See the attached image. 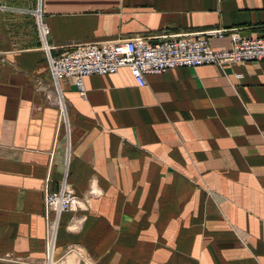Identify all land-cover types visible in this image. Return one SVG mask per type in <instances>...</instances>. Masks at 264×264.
<instances>
[{
  "label": "crops",
  "instance_id": "crops-1",
  "mask_svg": "<svg viewBox=\"0 0 264 264\" xmlns=\"http://www.w3.org/2000/svg\"><path fill=\"white\" fill-rule=\"evenodd\" d=\"M73 44L264 35V0H0V262L264 264V60L126 67L56 87ZM75 204L51 230L43 187Z\"/></svg>",
  "mask_w": 264,
  "mask_h": 264
},
{
  "label": "built area",
  "instance_id": "built-area-1",
  "mask_svg": "<svg viewBox=\"0 0 264 264\" xmlns=\"http://www.w3.org/2000/svg\"><path fill=\"white\" fill-rule=\"evenodd\" d=\"M35 22L54 85L58 87L60 78H70L80 92L85 76L113 73L119 67H126L135 84L143 86L146 74L160 73L170 68L264 60V35L240 37L231 34L229 47L211 48L206 38L221 37L227 31L223 28L153 37L135 35L109 42L76 43L65 53L52 55L50 49L55 46L46 43L47 29L39 11L35 13ZM42 198L46 215H53L51 230L55 227L59 213L71 208L76 202L74 192L66 186L64 179L57 189L44 186Z\"/></svg>",
  "mask_w": 264,
  "mask_h": 264
}]
</instances>
